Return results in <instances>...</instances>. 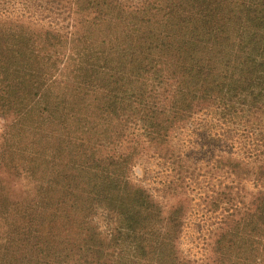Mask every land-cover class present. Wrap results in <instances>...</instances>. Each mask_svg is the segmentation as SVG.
Returning a JSON list of instances; mask_svg holds the SVG:
<instances>
[{
  "label": "trees",
  "instance_id": "trees-1",
  "mask_svg": "<svg viewBox=\"0 0 264 264\" xmlns=\"http://www.w3.org/2000/svg\"><path fill=\"white\" fill-rule=\"evenodd\" d=\"M16 79L0 264H264V0H0Z\"/></svg>",
  "mask_w": 264,
  "mask_h": 264
},
{
  "label": "rangeland",
  "instance_id": "rangeland-1",
  "mask_svg": "<svg viewBox=\"0 0 264 264\" xmlns=\"http://www.w3.org/2000/svg\"><path fill=\"white\" fill-rule=\"evenodd\" d=\"M27 86L21 82V80L16 79L11 84L2 83L0 84V143L3 138L11 140H24V137L17 134H7L6 130L8 128L11 119L16 116L19 111V105H16L13 100L21 97L27 91ZM7 104L8 109L1 110L2 104ZM133 178L138 181L139 174L137 168L133 169ZM20 182L18 179V169H16L14 162L9 159L0 160V193L7 192L12 189L14 191H19ZM4 207L3 200L0 199V218H3Z\"/></svg>",
  "mask_w": 264,
  "mask_h": 264
}]
</instances>
